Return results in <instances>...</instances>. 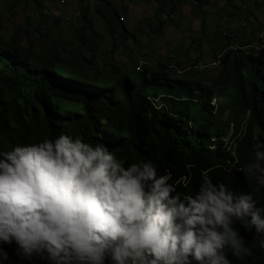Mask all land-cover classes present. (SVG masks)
I'll return each mask as SVG.
<instances>
[{
	"label": "clouds",
	"instance_id": "clouds-1",
	"mask_svg": "<svg viewBox=\"0 0 264 264\" xmlns=\"http://www.w3.org/2000/svg\"><path fill=\"white\" fill-rule=\"evenodd\" d=\"M264 152L248 171L264 186ZM170 174L66 134L0 151V264H231L264 236V208L205 171L183 199ZM187 181H185V187ZM5 245L11 247L9 252Z\"/></svg>",
	"mask_w": 264,
	"mask_h": 264
},
{
	"label": "trees",
	"instance_id": "trees-1",
	"mask_svg": "<svg viewBox=\"0 0 264 264\" xmlns=\"http://www.w3.org/2000/svg\"><path fill=\"white\" fill-rule=\"evenodd\" d=\"M86 12L83 8L84 19ZM114 13L102 14L111 30ZM85 30L78 31L82 41ZM242 50L225 54L216 81L222 85L220 96L234 101L232 131L239 139L233 144L224 139L226 134L214 131L211 123L194 124L195 109L188 104L214 114L211 101L216 97L219 111V97L211 86L144 70L137 84L128 75L120 78L121 100L115 87L101 83L95 75L61 74L56 67L59 54L32 55L16 40L0 34V151L66 134L73 140L106 146L125 167L150 161L158 176L170 174L169 183L176 188L173 195L179 193L181 199L195 195L206 171L217 186L224 185L234 196L251 194L256 206L264 208V186L248 171L256 153L264 152V48L248 54ZM82 61L88 66L93 63L92 58ZM153 84L168 88L159 103L146 90ZM64 102L80 105L70 110L63 107ZM244 223L237 221L233 227L251 255L237 258L229 251L228 259L231 264H264V236Z\"/></svg>",
	"mask_w": 264,
	"mask_h": 264
},
{
	"label": "crops",
	"instance_id": "crops-1",
	"mask_svg": "<svg viewBox=\"0 0 264 264\" xmlns=\"http://www.w3.org/2000/svg\"><path fill=\"white\" fill-rule=\"evenodd\" d=\"M106 1L109 4L102 0H0V34L7 40L15 36L14 31L11 37L8 31L1 32L2 22L23 30L37 39L23 47L31 54L36 49V55L59 54L58 64L69 65L61 56L68 50L77 63L92 58L90 67L103 66L104 72L120 78L128 75L139 82L135 70L139 60L150 74L189 76L187 80L202 83L188 75L199 71L197 63L216 61L233 48L255 53L260 45L252 43L264 31V0ZM83 8L87 9L85 19ZM108 10L116 12L111 18L113 30L102 15ZM83 27L85 41L78 36ZM153 85L164 89L158 95H165L167 86Z\"/></svg>",
	"mask_w": 264,
	"mask_h": 264
},
{
	"label": "rangeland",
	"instance_id": "rangeland-1",
	"mask_svg": "<svg viewBox=\"0 0 264 264\" xmlns=\"http://www.w3.org/2000/svg\"><path fill=\"white\" fill-rule=\"evenodd\" d=\"M262 6H264V4ZM5 23L2 22L1 32H3L6 35L7 31H8V34H11V33L13 34V31H14V35H15L14 40H16L17 44L28 47L29 42H33L32 40L37 41V39H33V37L31 38V36L28 35L26 32L24 33L23 30L21 29L19 30L18 28L15 29L12 26L10 27L9 25H6ZM12 34L10 35V37L12 36ZM26 36H27V39H26ZM222 39L224 41L225 37L222 36ZM30 47L32 48L34 46H30ZM32 49L34 51L33 52L34 54L32 55H36L35 53L36 49L34 48ZM66 52L67 53L64 56L62 54L61 56H62L63 62H66L69 65H65V64L56 65L57 70L61 74L70 75V76L71 75L78 76L80 74L95 75L101 83L107 86L115 87L118 98L121 100L123 99V94L121 93V90L119 89L120 76L118 74L104 72L103 66H98V67L91 66L90 67L83 61L80 63H77L78 60L75 57H73L70 53H68V50H66ZM216 65L207 70H202V71L199 70L197 72L196 71L188 72V75L191 74L194 78L201 80L203 84L211 86V88L214 90L213 94L219 97V111L217 112L218 102L216 104V108H214V114L203 112L200 108L196 107L192 103L188 105L192 110L195 109L194 111H192V114H191L193 117L195 116V120H194L195 126L198 125L200 122H203V123L209 122L211 123L214 131H220L221 133L226 134V137L224 139L230 142L232 141V143L235 144L239 138H236L238 136L233 135V131H232V120L235 118V113H236L235 108L233 106L234 101H233V98L229 97L228 95L220 96L219 92L221 90L222 85L221 84L216 85V81H217V77L219 73L217 74L213 72V70L215 69L221 70L223 67L220 65L219 66L218 65L216 66ZM187 77L183 75L181 76L173 75L172 76L173 80H186ZM169 78L172 79L171 77ZM132 80L136 84L138 83V80L136 79H132ZM173 89H174L173 91L175 92L177 91L176 87H174ZM146 90H147V93H150V94H160L164 89L160 86L148 85ZM230 91L233 93V89H230ZM78 105L80 104L72 103V105H69L68 103L64 102L63 107L69 108L70 110H73V109L77 110L79 108Z\"/></svg>",
	"mask_w": 264,
	"mask_h": 264
},
{
	"label": "bare ground",
	"instance_id": "bare-ground-1",
	"mask_svg": "<svg viewBox=\"0 0 264 264\" xmlns=\"http://www.w3.org/2000/svg\"><path fill=\"white\" fill-rule=\"evenodd\" d=\"M262 48H264V40H263V44L260 45V46H258V47H256L255 49H256V50H261ZM233 50H237V49H236V48H233ZM243 50H247V51H248L247 53H249V48H245V49H243ZM251 52H252V51H251ZM222 59H223V57L220 56V58H217L216 61H213V62L208 63V66L213 67V66H215L216 64H217L218 66H219V65L222 66ZM217 65H216V66H217ZM196 68L200 70V65H197ZM207 69H210V68H207ZM207 69H206V70H207ZM162 96H164V95H159L158 97H157V96H151L150 98H152V99H158V102H156V103H159V101L161 100ZM150 100H151V99H150ZM152 102H154V101H152ZM217 102H218V100H217V98L215 97V98H213V100L211 101V105H212L214 108H216V104H217Z\"/></svg>",
	"mask_w": 264,
	"mask_h": 264
},
{
	"label": "built area",
	"instance_id": "built-area-1",
	"mask_svg": "<svg viewBox=\"0 0 264 264\" xmlns=\"http://www.w3.org/2000/svg\"><path fill=\"white\" fill-rule=\"evenodd\" d=\"M263 40H264V31L261 33L260 36V40L259 42L256 43H252V44H257V45H262L263 44ZM244 52H247L246 50ZM217 59V58H215ZM198 65H200V70H206L207 68H212L210 66H208V61H203V63H197ZM145 68H142V66H139V60L135 66V70L138 72L144 71ZM174 69L176 70V67H174Z\"/></svg>",
	"mask_w": 264,
	"mask_h": 264
}]
</instances>
